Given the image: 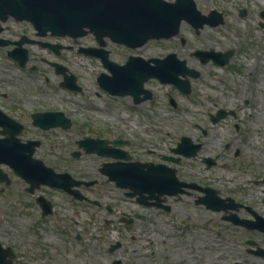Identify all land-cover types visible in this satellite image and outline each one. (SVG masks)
<instances>
[{
	"label": "rangeland",
	"instance_id": "1",
	"mask_svg": "<svg viewBox=\"0 0 264 264\" xmlns=\"http://www.w3.org/2000/svg\"><path fill=\"white\" fill-rule=\"evenodd\" d=\"M194 1L203 14H208L211 9L221 11L224 22L216 26L204 25L195 33L190 24L182 21L176 37L150 40L142 49L132 51L146 57L176 51L179 57L185 58L188 66L200 71L197 78H190L192 90L187 95L173 85L155 79L146 84L154 96L139 105H132L127 96L111 97L101 93L94 80L100 63L73 50L77 45L93 44L94 37L91 34L80 37L79 44L68 38L58 40L74 47L63 51L55 60L76 75L82 90L67 91L60 87L57 83L61 81V75L41 64L35 85L40 88V104L53 102L55 108L63 106L72 120L69 129L54 128L44 134L54 143L51 166L56 170L67 168L72 173L81 171L89 177L100 178L97 168L103 158L94 154H81L77 158L69 155L76 149L75 141L82 136L111 137L117 133L133 141L136 154L149 157L153 152L148 153V149L164 152L181 135L193 137L198 131L196 122L209 129L210 135L206 139L213 140L218 146L226 139L233 146L245 140L243 154L258 156L264 163V150H258L260 146L264 147V28L259 24L264 22L259 15L264 9V0ZM240 9L246 12L240 15ZM180 35L187 40L184 47L179 45ZM108 47L115 45L110 42ZM195 48L232 49L233 53L224 66L211 62L201 64L188 53ZM116 51L121 54L120 50ZM45 75L49 81L43 85L41 80ZM44 95L50 96L49 100H45ZM170 96L176 107L169 104ZM219 108L233 114L212 124L209 113L214 114ZM194 164L196 166L192 165L190 169L196 179L214 185L221 190V195L225 192L223 185L233 189L241 185L250 187L249 197L260 201L261 190L246 184L242 176L234 175L235 164L226 169L218 164L210 170H205L199 160ZM93 191V198L99 199L103 206L86 208V212H79L84 204L68 205V199L55 191L53 199L58 214L46 225L45 234L38 235L45 247L55 254L54 264H112L115 258H120L124 264H264L263 257L245 251L241 229L221 219L222 211L185 202H178L170 212L143 209L106 182ZM114 204L119 210L143 211L145 217L136 219L131 226L115 220L114 223L104 221V217L113 218L106 207ZM260 205L264 208V202ZM95 209L102 214L99 218ZM62 211L69 214V218L62 216ZM117 239L123 241L122 247L108 251L109 244Z\"/></svg>",
	"mask_w": 264,
	"mask_h": 264
},
{
	"label": "flooded vegetation",
	"instance_id": "2",
	"mask_svg": "<svg viewBox=\"0 0 264 264\" xmlns=\"http://www.w3.org/2000/svg\"><path fill=\"white\" fill-rule=\"evenodd\" d=\"M28 2H30V11L28 8H23L27 6L26 0H0V264H54V260L56 261L55 254L51 253V248L45 247V242L40 241L38 235L44 233L43 231L47 228L46 225L54 219L55 214H58V210L55 209V200L53 199L55 191L61 193L68 199V203L65 202L68 205L72 203L84 204L79 212H86V208L99 209L103 206L99 199L93 198V190L97 186L101 187L104 182L120 190L124 196L131 198L143 209L155 208L165 212L174 210V205L178 204V202L192 203L208 209L204 203L197 201L208 194L205 190L207 189L210 191L208 196L216 198L224 206V208L218 210H211L222 211L221 219L241 229V233L244 236V243L246 244V252L264 258L263 255L258 254L264 250V208L260 205V202H264V163L261 162V158L258 156L248 157L243 154V147L247 144L243 139L240 145L233 146L232 142L226 139L221 142V146H218L213 140L206 139L210 135L209 129L196 122L194 125L198 131L193 137L190 135H181L178 141H175L174 145H170L166 151L155 152L153 149H148V153L153 152L152 156L145 157L136 154V151L132 147L133 141L131 139L118 136L115 133L111 137H99L107 140L102 150L107 151L111 148V150L125 152L127 158L86 153L83 149L80 150L77 147L69 154L77 158L73 155V152L78 151V157L81 154H94L103 158L97 168V172L101 176L100 178L95 176L89 177L81 171L72 173L67 168L56 170L51 166L50 157L54 156V143L48 141V138L44 134L54 130V128L67 130L71 126L66 128L61 124H53L55 122V111L61 112L62 118H69L67 114L68 110L63 106L55 108L53 102L52 104L44 102L40 104L38 93L40 88L36 87L39 80V69L42 67L41 64H46L49 68H52L54 73L61 75V81L57 85L67 91L81 92L82 88L76 81V75L71 73L66 65L56 61L55 57L59 58L63 51L74 48L73 45L61 43L58 41L59 39L68 38L73 43L79 44L78 38L85 35L76 38L68 35L59 36L55 35L49 27H39V0H31ZM29 14L31 18H27L26 15ZM180 37L181 35L179 36V45L184 47L187 40L185 38V42L183 43ZM94 41L93 44L77 45L73 50L84 55L86 54L81 52L79 48H92L99 55L107 51V59L114 61L117 66L119 63H124L129 55L146 57L139 52L132 51L142 49L148 41L135 48L115 43L106 37L101 39V42H98L95 38ZM110 42L115 45L114 48L108 47V43ZM198 49L201 48L193 49L188 52L189 55L193 56L201 64L208 62L215 64L212 59L202 62L194 54ZM202 49L205 50L204 48ZM116 50H120L121 54ZM169 52H174L178 58L185 59L179 57L176 51ZM164 55L148 57H163ZM89 56L96 59L101 65L96 70L94 79L95 85L101 90V93H105L111 97L127 96L130 98L132 105H139L154 96V92L147 88L146 84L149 80L155 78L148 79L144 82L143 87L150 90L152 96L140 102H134V96L132 94L122 96L109 94L99 84L97 78L101 73L112 75L110 69L104 65L102 56ZM186 62L185 59V64L188 68H194L188 66ZM61 67L64 68V72H57L56 69ZM196 70L199 72V76L200 71L198 69ZM65 75L68 78H74L68 80L67 83L78 87V89L65 86ZM188 77L189 79L197 78L190 75ZM48 81V75H45L41 80L43 85H46ZM191 90L192 86L190 88ZM144 94L145 92H141L139 97H143ZM44 96L45 100H49L50 96ZM171 98L170 96L169 100ZM169 104L172 107L177 106L176 102L173 104L169 101ZM40 105L42 106L40 107ZM225 111L227 112V110ZM230 113L233 114V112L229 111L228 114ZM215 114L209 113V119L212 124L219 121H212V116ZM69 119L72 122L71 118ZM234 127L238 129L237 124H234ZM184 136L190 139L189 143L192 147L186 145L182 147L183 149L190 150V148H194V145H198V149L194 152V155L187 156L182 152L174 151L176 148H181L179 143ZM260 147L258 150H264V147ZM197 160L200 161L205 170H210L218 164H221L224 169L228 168L232 163L233 165L235 164L237 171L234 175L242 176L241 179L249 186L258 187L262 192L259 195L260 201L249 197L250 187L239 185L233 189L230 186L223 185L222 190L225 192L224 195H221V190L214 187V185L208 182L202 183L196 179V176L191 173L190 169L192 165L196 166L194 162ZM220 160H222L221 163ZM110 161L116 163L127 162L128 166L131 162H142L146 163L149 167H153V169L159 168L160 181L162 180L160 168L165 171V168H169L173 171L176 180L181 182L178 184L180 191L174 194L155 192L153 198L147 197L149 195L148 192L143 191L142 195L144 196L145 202L140 203L139 200H136V197L140 196L139 194H135L134 196L127 194V192H132L133 189L120 187L116 184L115 180H109L102 173L101 168L103 164ZM39 162L44 165V168L51 167L54 173H68L69 175H66L68 181H70L68 177L71 176L76 180L94 182L89 185L81 182L77 187V191L73 193L47 182H39ZM204 176L207 177L206 174ZM44 179L42 176V180ZM83 195L86 198H79ZM106 211L113 218L107 219L104 217V221L114 223L115 220L118 223H124L126 226H131L136 219L139 220L145 217L143 211L119 210L116 204L113 206L108 205ZM97 212V218H99L102 214L98 210ZM60 214L65 216V218H69V214L63 211ZM131 238H134V235H131ZM113 242L119 243V246L115 250L121 248L123 245L121 239ZM113 260H120V264H124L120 258Z\"/></svg>",
	"mask_w": 264,
	"mask_h": 264
},
{
	"label": "water",
	"instance_id": "3",
	"mask_svg": "<svg viewBox=\"0 0 264 264\" xmlns=\"http://www.w3.org/2000/svg\"><path fill=\"white\" fill-rule=\"evenodd\" d=\"M31 0H26L27 6L23 7L30 11ZM25 3L24 1H22ZM239 13L243 15L244 9ZM259 15L264 19V9L260 10ZM31 18L30 14L26 15ZM182 20L188 22L198 33L204 24L216 26L223 23V14L215 9H211L208 14L201 13L194 0H39L38 4V25L43 28H51L54 34L79 36L87 32H92L95 38L101 42L104 36H108L112 41L125 44L130 47L143 45L149 39L169 38L179 32ZM264 28V22H260ZM87 28V30L85 29ZM46 30V29H43ZM185 42L184 37H180ZM86 54L102 56L104 65L108 66L112 75L101 73L97 80L99 84L111 95L132 94L134 102H140L143 99L152 96L151 91L143 87L144 81L149 78H157L160 82L171 83L176 86L182 93L190 92V82L187 76L197 77L199 72L196 69L188 68L185 59H180L174 52L167 53L164 57L143 58L137 55H130L123 65H116L109 61L104 54L96 52L92 48H80ZM233 50L225 51L196 50L194 54L202 62L210 59L218 65L228 63ZM117 67V68H116ZM57 72H64V68H57ZM68 78L65 75V86L78 89L74 85H69ZM141 92H145L143 97H139ZM170 102L174 104L171 98ZM227 112L219 109L212 121L224 117ZM54 125L61 124L64 127L70 126V120L61 117V112H55ZM106 139L84 137L77 141L78 146H82L86 152H96L100 155L110 157L127 158L125 152L118 150L103 151ZM190 139L186 136L181 138L179 146L191 144ZM120 143V141H118ZM192 147V146H191ZM174 149L175 152H182L187 156L194 155L198 145L190 150ZM75 156L79 155L78 151L73 152ZM39 182H47L56 187H61L68 192H76L71 189L72 185H79L80 180H75L71 176L70 181L66 175L54 173L51 168H44L39 162ZM164 167V166H162ZM159 168L149 167L146 163H104L101 171L108 175L110 180H115L116 184L121 187H129L133 192L128 195L138 193V200L144 202L143 191L148 192L149 198L154 197V193H176L179 189L173 171L169 168L161 169L162 180L160 181ZM42 176L45 178L42 180ZM94 181L85 182L87 185ZM176 184V185H175ZM209 194L210 191L205 189ZM204 196L200 202L213 209L224 208L222 203L216 198ZM79 198H85L80 196ZM95 202V201H93ZM119 246V243L112 244L110 250ZM258 254L264 255V250ZM113 264H120L114 261Z\"/></svg>",
	"mask_w": 264,
	"mask_h": 264
},
{
	"label": "bare ground",
	"instance_id": "4",
	"mask_svg": "<svg viewBox=\"0 0 264 264\" xmlns=\"http://www.w3.org/2000/svg\"><path fill=\"white\" fill-rule=\"evenodd\" d=\"M189 234V233H188Z\"/></svg>",
	"mask_w": 264,
	"mask_h": 264
}]
</instances>
